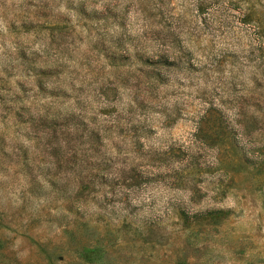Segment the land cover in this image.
Here are the masks:
<instances>
[{"label":"rangeland","instance_id":"obj_1","mask_svg":"<svg viewBox=\"0 0 264 264\" xmlns=\"http://www.w3.org/2000/svg\"><path fill=\"white\" fill-rule=\"evenodd\" d=\"M0 264H264V0H0Z\"/></svg>","mask_w":264,"mask_h":264}]
</instances>
